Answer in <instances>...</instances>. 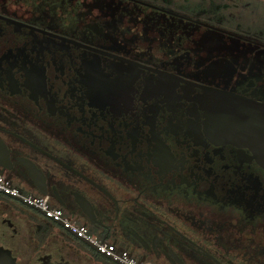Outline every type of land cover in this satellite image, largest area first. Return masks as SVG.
Masks as SVG:
<instances>
[{
	"label": "flooded vegetation",
	"instance_id": "1",
	"mask_svg": "<svg viewBox=\"0 0 264 264\" xmlns=\"http://www.w3.org/2000/svg\"><path fill=\"white\" fill-rule=\"evenodd\" d=\"M209 87L264 102V0H0V264H264Z\"/></svg>",
	"mask_w": 264,
	"mask_h": 264
},
{
	"label": "water",
	"instance_id": "2",
	"mask_svg": "<svg viewBox=\"0 0 264 264\" xmlns=\"http://www.w3.org/2000/svg\"><path fill=\"white\" fill-rule=\"evenodd\" d=\"M209 89L207 94L213 95L208 103L211 116L219 120L214 123L215 134L226 141L250 147L264 167V102L238 100L229 91L214 87ZM110 258L122 264L116 258Z\"/></svg>",
	"mask_w": 264,
	"mask_h": 264
},
{
	"label": "built area",
	"instance_id": "3",
	"mask_svg": "<svg viewBox=\"0 0 264 264\" xmlns=\"http://www.w3.org/2000/svg\"><path fill=\"white\" fill-rule=\"evenodd\" d=\"M1 184H2V182H1V178H0V186H1ZM49 213L52 216H58V215H60L59 209H52V208H50L49 209ZM68 222L70 223V227H71V229L74 232H77V233H83L84 232V229L85 228L83 226L76 224L74 221L68 220ZM101 248L103 249V251L105 253L111 254V255L115 256L117 259H119L122 264H147V263L138 262V261H136L132 257H128L125 254V252H123L120 249L116 248L112 243H103L101 245Z\"/></svg>",
	"mask_w": 264,
	"mask_h": 264
}]
</instances>
